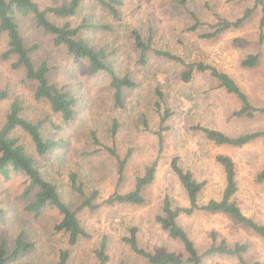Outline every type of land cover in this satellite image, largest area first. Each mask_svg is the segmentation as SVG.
Segmentation results:
<instances>
[{"label": "rangeland", "instance_id": "1", "mask_svg": "<svg viewBox=\"0 0 264 264\" xmlns=\"http://www.w3.org/2000/svg\"><path fill=\"white\" fill-rule=\"evenodd\" d=\"M41 7L53 6L68 0H37ZM119 20L101 6L98 0H80L74 16L51 19L62 24L104 25L106 29H83L80 36L96 48L112 51V60L117 73L128 75L138 85L123 89L124 106L115 107L109 77L103 72H94L87 60H77L67 49L53 43L52 36L37 27L32 16L16 19L21 34L31 52L35 64L42 61L49 66L48 78L58 86H66L77 98L73 120L64 124L45 100L34 98L35 82L27 80L22 70L13 69L1 58L7 39H0V90H7L8 97L0 102V126L12 100L18 99L23 114L31 120L51 119L62 129L49 123L43 127L44 136L61 139V147L44 156H38L30 138L21 131L14 135L31 154L44 177L57 185L62 199L76 209L84 196L72 190L69 175L74 173L85 196L97 191L96 209H76L81 225L89 236L69 245L67 234L56 231L59 214L53 208L45 209L38 217L28 212V199L22 197L26 186L25 176L13 174L9 179L0 175V241L11 247L22 235L33 243V248L19 259L7 264H57L61 250L69 251L67 264H95L94 249L103 236L107 237V264H143L144 259L134 254L122 237L132 226L138 228L137 237L141 247L153 254L173 251L186 258L181 243L168 237L155 216L161 212L164 196L174 206L187 205L186 193L170 169L173 156L180 165L192 172L198 181H205L198 201L219 199L225 186L221 165L215 160L219 153L231 156L236 167L238 189L235 198L242 211L264 224V179L258 173L264 168V135L242 146L216 145L203 132L193 129L195 125L214 128L230 136L245 132L264 131V113L253 117H233L239 102L228 94L219 83L205 73H196L188 82L180 80L183 66L171 60L156 57L151 51L146 62H139V50L131 35L137 29L152 48L167 49L185 61H203L228 73L247 94L254 106L264 105V46L258 43L259 10L239 27L225 30L212 38L202 34L211 31L208 24L215 23V15L234 20L246 8L253 7L252 0H187L182 6L179 0H121ZM186 9L193 11L202 25L189 31L192 19ZM259 54L256 66L246 68L240 61L247 54ZM15 59V58H14ZM163 94L162 107L171 115L165 122L163 147L159 154L154 180L143 189L144 202L140 205L113 204L103 201L115 189L117 174L114 157L104 146L114 147L120 156L128 150L131 156L125 166V176L118 187L120 192L133 188L135 179L158 155L160 114L155 108L156 90ZM114 122L117 126L114 128ZM114 132V133H113ZM97 141L98 143H96ZM179 224L185 228L202 253L212 242L215 233L217 242L227 244L246 242L249 248L244 255L247 263L264 264V242L250 230L223 213L196 211L189 216H180ZM203 264H240L231 256L219 255L203 258Z\"/></svg>", "mask_w": 264, "mask_h": 264}, {"label": "trees", "instance_id": "2", "mask_svg": "<svg viewBox=\"0 0 264 264\" xmlns=\"http://www.w3.org/2000/svg\"><path fill=\"white\" fill-rule=\"evenodd\" d=\"M49 1L54 3L58 2V0ZM98 1L115 20L120 19L118 7L122 4L121 0ZM252 1L253 7L246 8L244 13L234 20L215 15L216 22L208 24L211 31L202 34L201 37L209 39L225 30L237 28L258 9V43L264 46V0ZM186 2L187 0H179L180 5L184 7L186 6ZM79 6L80 0H68L57 5L46 7H41L37 0H0V39L3 35L7 39L6 49L1 53V58L6 61L13 59L10 63L11 67L16 70H22L27 80L35 82L34 98L37 100H45L51 110L55 114H58L61 121L66 125L74 118L77 98L66 86H58L49 80V66L47 62L34 63L31 52L36 47L27 46L16 21L19 16H32L37 27L52 36L54 45L64 46L77 60H87L89 67L94 72L105 73L109 77V86L113 91L112 97L115 107L121 108L124 106L123 89L135 88L138 85L128 75L120 76L117 73L112 60H110V56L113 54L112 51H107L105 48H96L80 36V32L83 29H106L108 28L107 26L90 23L73 26L69 22L58 24L51 19V16L59 19L74 16ZM186 11L193 21L188 27V30L193 32L202 23L193 11L188 9ZM131 35L134 45L139 50L138 60L141 64L146 62V54L151 51L156 57L168 59L182 65L183 70L180 72L179 78L183 82L190 81L196 73H205L214 78L220 87L228 94L234 96L239 102L238 109L232 112L233 117H253L256 113H264V105H252L247 94L228 73L220 71L216 67L206 64L203 61L187 62L181 56L167 49L152 48L143 39L137 29H133ZM258 62L259 54H247L240 61V65L251 68L256 66ZM156 95L157 100L154 105L160 114L159 128L155 131L158 139V155L144 168L143 173L136 177L131 190L126 192H120L118 190V187L124 180L125 166L131 156V151L128 150L124 156H120L114 147L104 146V149L114 157L117 174L114 191L103 201L107 205L120 203L142 204L145 200L143 189L154 180L159 154L163 147L162 132L167 129L164 124L171 115V111L166 106L162 107L161 101L163 94L161 91L157 89ZM7 97V90H0V102ZM23 110L24 107L18 99L12 100L5 114L3 124L0 126V175L4 179H9L16 173L25 176L26 186L22 193V197L28 199L25 209L32 213L34 217H38L47 208L55 209L60 218L55 224L54 229L67 234L68 244L71 246L75 245L80 238H87L89 236L80 223L76 209H96L99 206L94 203L98 195L97 191H93L89 196H85L81 184L77 182L76 175L71 173L69 175L71 188L81 196H84V200L76 209H72L62 199L57 185L44 177L36 165L34 157L29 154L20 137L15 136L14 132L21 131L25 133L30 138L36 154L38 156H44L62 145L61 139L44 136V124L49 123L57 130L63 127L62 125L55 124L54 121L48 118L38 119L36 121L28 119L24 116ZM116 126L117 123L114 122L113 131ZM192 128L203 132L205 137L216 145L233 147H242L264 135V131H253L245 132L237 136H230L220 130L201 125H195ZM95 142L98 143L97 141ZM215 160L223 169L225 186L219 199H209L207 202L201 204L198 201V197L205 186V181L196 180L191 171L184 169L180 165L177 156L171 158L170 169L183 187L188 203L184 206H174L171 199L167 195L164 196L161 212L155 216V221L167 233L168 237L181 243L187 256L186 258H182L173 251H165L162 254H153L147 251L138 242V228L132 226L128 229V234L122 237V241L128 245L134 254L144 259L143 264H203V258L219 255L234 257L240 264H249L244 259V255L249 248L248 243L235 242L230 245L224 240L217 242L215 233H211L212 242L200 253L188 232L178 222L180 216H189L196 211L209 213L219 212L230 216L235 222L250 230L264 242V224L246 215L235 198L238 186L236 181V167L233 159L229 155L219 153L215 156ZM257 179H264V168L258 173ZM1 215L2 209L0 208V219ZM107 247V237L103 236L98 246L94 249L95 264H107L110 260L107 254ZM32 248L33 243L25 240L22 235H19L14 240L11 247H8L6 242L1 240L0 264L15 261ZM68 260L69 251L61 250L57 264H67Z\"/></svg>", "mask_w": 264, "mask_h": 264}]
</instances>
